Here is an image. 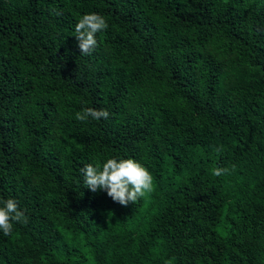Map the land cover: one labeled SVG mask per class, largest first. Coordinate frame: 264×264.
<instances>
[{"label":"trees","instance_id":"trees-1","mask_svg":"<svg viewBox=\"0 0 264 264\" xmlns=\"http://www.w3.org/2000/svg\"><path fill=\"white\" fill-rule=\"evenodd\" d=\"M89 13L108 28L84 56ZM112 158L153 191L86 188L81 168ZM9 198L28 223L0 232V264H264V0H0Z\"/></svg>","mask_w":264,"mask_h":264},{"label":"clouds","instance_id":"clouds-1","mask_svg":"<svg viewBox=\"0 0 264 264\" xmlns=\"http://www.w3.org/2000/svg\"><path fill=\"white\" fill-rule=\"evenodd\" d=\"M55 15H61L52 9ZM108 23L104 16L97 13L83 15L75 24V38L80 55L88 56L97 47L96 34L105 31ZM110 113L106 109L85 108L76 114V119L81 122L100 120L109 118ZM217 152L223 151V146L215 149ZM229 172L228 168L216 167L212 169V175L222 176ZM84 177V184L91 192L98 190L106 192L113 202L121 206L129 203L135 204L146 193L153 191L152 174L136 160L128 158H112L103 164L102 169L99 165L86 164L81 168ZM28 223V217L24 211L19 209L18 202L9 198L0 199V232L4 236L12 234L14 224ZM165 264H172V260L165 261Z\"/></svg>","mask_w":264,"mask_h":264}]
</instances>
